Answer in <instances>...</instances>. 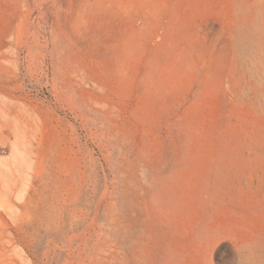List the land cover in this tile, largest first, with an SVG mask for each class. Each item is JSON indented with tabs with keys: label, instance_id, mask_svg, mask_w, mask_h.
I'll list each match as a JSON object with an SVG mask.
<instances>
[{
	"label": "rangeland",
	"instance_id": "374dc122",
	"mask_svg": "<svg viewBox=\"0 0 264 264\" xmlns=\"http://www.w3.org/2000/svg\"><path fill=\"white\" fill-rule=\"evenodd\" d=\"M262 59L264 0H0V264H264Z\"/></svg>",
	"mask_w": 264,
	"mask_h": 264
},
{
	"label": "bare ground",
	"instance_id": "6f19581e",
	"mask_svg": "<svg viewBox=\"0 0 264 264\" xmlns=\"http://www.w3.org/2000/svg\"><path fill=\"white\" fill-rule=\"evenodd\" d=\"M239 33H240V32H239ZM242 36H243L242 38H246V37H247L246 35H245L246 37H245L244 35H242ZM254 36H255V35H254ZM238 38H239V36H238ZM240 38H241V37H240ZM242 38H241V39H242ZM247 38H248V37H247ZM247 38H246V39H247ZM249 38H250V39H253V37L251 38L250 35H249ZM250 39H249L248 41H250ZM242 40H243V39H242ZM253 40H254V39H253ZM238 41H239V40H238ZM241 42H243V41H241ZM247 43H248V42H247ZM250 43H251V42H250ZM248 45H249V43H248ZM250 45H253V44H250ZM246 46H247V45H246ZM246 46H244V47H246ZM253 47H254V45H253ZM259 47H260V46H259ZM241 48H242V46H241ZM249 48H250V47H249ZM260 48H261V47H260ZM243 49H245V48H243ZM250 49H252V48H250ZM253 50H256V49H253ZM261 50H262V48H261ZM257 51H258V50H257ZM262 51H263V50H262ZM254 53H255V52H254ZM257 53H258V52H257ZM250 54H251V53H250ZM250 54H249V55H250ZM252 55H254V54H252ZM256 55H258V54H256ZM257 57H258V56H257ZM261 57H262V56H261ZM255 58H256V56H255ZM258 59H259V58H258ZM252 60H253V58H252ZM262 60H263V59H262ZM262 60H261V61H262ZM263 61H264V60H263ZM252 62H253V61H252ZM256 62H258V61H256ZM259 62H260V61H259ZM255 64H257V63H255ZM258 65H259V63H258ZM259 66H260V65H259ZM261 66H262V65H261ZM263 68H264V67H263ZM259 70H260V69H259ZM262 70H264V69H262ZM262 70H261V71H262ZM256 72H257V71H256ZM263 75H264V74H263ZM252 76H253V73H252ZM261 76H262V75H261ZM262 80H263V79H262ZM262 80H261V81H262ZM263 81H264V80H263ZM261 85H262V84H261ZM261 88H262V87H261Z\"/></svg>",
	"mask_w": 264,
	"mask_h": 264
}]
</instances>
